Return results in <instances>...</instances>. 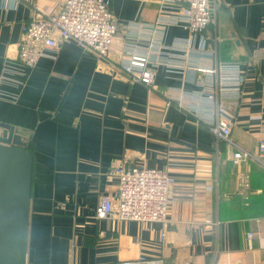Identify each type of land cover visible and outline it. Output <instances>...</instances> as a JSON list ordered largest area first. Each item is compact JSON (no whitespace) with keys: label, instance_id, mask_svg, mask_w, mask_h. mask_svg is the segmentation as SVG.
<instances>
[{"label":"crops","instance_id":"1","mask_svg":"<svg viewBox=\"0 0 264 264\" xmlns=\"http://www.w3.org/2000/svg\"><path fill=\"white\" fill-rule=\"evenodd\" d=\"M64 2L0 0V122L32 130L35 158L27 264H264V164L233 158L264 139V0H213L197 34L180 0H110L107 59L64 40L56 59L22 66L24 23ZM131 54L147 56L153 85L120 69ZM225 62L244 76L238 96L217 98L226 116L205 95V69ZM226 117L230 140L214 130ZM117 164L175 178L166 222L96 217Z\"/></svg>","mask_w":264,"mask_h":264},{"label":"built area","instance_id":"2","mask_svg":"<svg viewBox=\"0 0 264 264\" xmlns=\"http://www.w3.org/2000/svg\"><path fill=\"white\" fill-rule=\"evenodd\" d=\"M182 19L193 34L208 31L213 22V0H180ZM118 22L110 0H65L54 13H40L23 25V36L18 46V61L24 67L33 68L43 58L54 60L62 41L73 40L84 50L93 51L101 59H107L117 33ZM155 42H150V47ZM147 56L131 54L121 60L120 69L147 85H153V71L147 66ZM216 81L206 88L210 111L226 116L217 98L236 97L240 94L244 76L237 62H225L217 68H206ZM214 130L230 140L231 127L226 117L219 120ZM264 139L257 152L238 147L235 162L256 159L264 164ZM109 175L119 178L116 194L104 193L95 210L97 218L117 217L123 220L166 222L171 204L175 178L164 168L147 164L112 165ZM264 223V219H263ZM164 235L161 234V238ZM249 236H253L251 232ZM119 264H163L162 259L141 256Z\"/></svg>","mask_w":264,"mask_h":264},{"label":"water","instance_id":"3","mask_svg":"<svg viewBox=\"0 0 264 264\" xmlns=\"http://www.w3.org/2000/svg\"><path fill=\"white\" fill-rule=\"evenodd\" d=\"M0 264H27L35 158L32 130L0 122Z\"/></svg>","mask_w":264,"mask_h":264},{"label":"trees","instance_id":"4","mask_svg":"<svg viewBox=\"0 0 264 264\" xmlns=\"http://www.w3.org/2000/svg\"><path fill=\"white\" fill-rule=\"evenodd\" d=\"M29 149L32 151L31 146H29Z\"/></svg>","mask_w":264,"mask_h":264}]
</instances>
